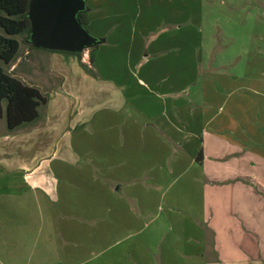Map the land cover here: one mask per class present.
I'll return each instance as SVG.
<instances>
[{
  "label": "crops",
  "instance_id": "crops-1",
  "mask_svg": "<svg viewBox=\"0 0 264 264\" xmlns=\"http://www.w3.org/2000/svg\"><path fill=\"white\" fill-rule=\"evenodd\" d=\"M82 1L92 64L9 66L46 104L0 119V264H264V47L224 58L202 0Z\"/></svg>",
  "mask_w": 264,
  "mask_h": 264
},
{
  "label": "trees",
  "instance_id": "trees-1",
  "mask_svg": "<svg viewBox=\"0 0 264 264\" xmlns=\"http://www.w3.org/2000/svg\"><path fill=\"white\" fill-rule=\"evenodd\" d=\"M30 0H0V119L4 118L7 130L12 132L22 125L32 123L38 118V109L46 104V99L33 86L25 85L5 71L17 58L18 38L30 32L27 17ZM77 21L86 29L87 17L84 12L76 16ZM96 47L89 48V64ZM49 52L47 50H43ZM74 55L80 61V54ZM82 69L93 75L87 65L80 63ZM201 160V152L197 161Z\"/></svg>",
  "mask_w": 264,
  "mask_h": 264
},
{
  "label": "rangeland",
  "instance_id": "rangeland-1",
  "mask_svg": "<svg viewBox=\"0 0 264 264\" xmlns=\"http://www.w3.org/2000/svg\"><path fill=\"white\" fill-rule=\"evenodd\" d=\"M201 6L204 12L205 40L209 42L213 39L216 43L218 40L222 41L215 49H220L223 43L224 58L239 56L241 59L242 53L248 48L264 47V0H202ZM30 38V32L18 38L20 44L18 55L34 46ZM237 65L239 66V63ZM0 66L3 67L1 63ZM5 71L8 73L9 67H5ZM244 168L245 166H242L240 169ZM257 188L263 190L261 185ZM227 198L230 199L228 196Z\"/></svg>",
  "mask_w": 264,
  "mask_h": 264
},
{
  "label": "water",
  "instance_id": "water-1",
  "mask_svg": "<svg viewBox=\"0 0 264 264\" xmlns=\"http://www.w3.org/2000/svg\"><path fill=\"white\" fill-rule=\"evenodd\" d=\"M82 0H30V40L41 50L79 53L96 43L76 16Z\"/></svg>",
  "mask_w": 264,
  "mask_h": 264
}]
</instances>
